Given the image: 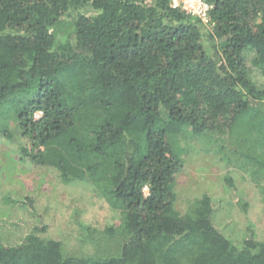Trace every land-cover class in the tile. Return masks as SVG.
<instances>
[{"label":"trees","instance_id":"trees-1","mask_svg":"<svg viewBox=\"0 0 264 264\" xmlns=\"http://www.w3.org/2000/svg\"><path fill=\"white\" fill-rule=\"evenodd\" d=\"M205 1L211 31L171 0H0V133L14 118L25 161L122 217L118 255L79 257L18 202L0 264H264V239L233 245L209 197L174 208L184 136H240L234 152L264 173V89L247 66L264 75V0Z\"/></svg>","mask_w":264,"mask_h":264},{"label":"rangeland","instance_id":"rangeland-1","mask_svg":"<svg viewBox=\"0 0 264 264\" xmlns=\"http://www.w3.org/2000/svg\"><path fill=\"white\" fill-rule=\"evenodd\" d=\"M204 25L207 31L212 30L211 25ZM206 44L209 46L208 40ZM251 58L250 54V78L264 89V75L251 65ZM6 129L10 138L0 133V224L8 227L15 223L13 216L18 213L12 208L26 201L38 214L37 223L47 226L44 237L59 241L66 254L118 255L120 212L98 197L90 185L66 184L53 168L25 161L21 148L29 151V142L22 139L14 118L7 121ZM239 137L230 139L223 134L218 139H178L182 167L174 187V208L180 217L191 215L200 199L209 197L214 208L213 226L236 247L250 237L264 239V173L238 155L243 153L234 152L238 148L232 142L238 143ZM229 180L232 187L227 185ZM110 227L116 229L115 238L103 233Z\"/></svg>","mask_w":264,"mask_h":264},{"label":"built area","instance_id":"built-area-1","mask_svg":"<svg viewBox=\"0 0 264 264\" xmlns=\"http://www.w3.org/2000/svg\"><path fill=\"white\" fill-rule=\"evenodd\" d=\"M171 6L188 16L199 19L203 24L210 22L211 6L205 0H171Z\"/></svg>","mask_w":264,"mask_h":264}]
</instances>
